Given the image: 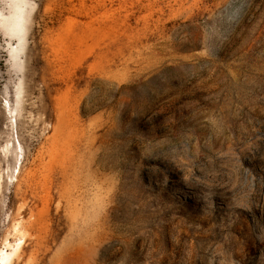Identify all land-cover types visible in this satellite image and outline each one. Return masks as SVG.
I'll use <instances>...</instances> for the list:
<instances>
[{
  "label": "rangeland",
  "instance_id": "1",
  "mask_svg": "<svg viewBox=\"0 0 264 264\" xmlns=\"http://www.w3.org/2000/svg\"><path fill=\"white\" fill-rule=\"evenodd\" d=\"M0 177L10 264H264V0H0Z\"/></svg>",
  "mask_w": 264,
  "mask_h": 264
},
{
  "label": "bare ground",
  "instance_id": "2",
  "mask_svg": "<svg viewBox=\"0 0 264 264\" xmlns=\"http://www.w3.org/2000/svg\"><path fill=\"white\" fill-rule=\"evenodd\" d=\"M19 28V27H18ZM17 28V29H18ZM20 29V28H19ZM18 29V30H19ZM21 31H22V28L20 29ZM8 110H10V107H9V103H8V101L6 102V106H5ZM11 117H12V119H15L14 118V115H11ZM14 122V121H13ZM15 153H16V156H15V164L16 165H18V172H19V168H20V165H21V151L20 150H18V148H16V150H15ZM2 183V181H1V177H0V184ZM29 186V185H28ZM28 191V190H27ZM30 195V194H29ZM21 200H23V199H21ZM29 200H31V199H29ZM33 200V199H32ZM34 201V200H33ZM41 201V200H40ZM35 202V201H34ZM33 202V203H34ZM64 202V201H63ZM23 205V204H22ZM36 205V204H35ZM28 206V205H27ZM32 206H33V204H32ZM38 206V205H37ZM36 206V207H37ZM28 208H30V207H28ZM32 208H34V207H32ZM21 209H23V208H21ZM20 211V210H19ZM35 211V210H34ZM50 211V210H49ZM18 214L21 216V214L18 212ZM18 215V216H19ZM23 215V214H22ZM29 216V215H28ZM32 216H34V214H33V212H31V217ZM29 227H30V229H32L33 227H34V220H30L29 221ZM14 231L15 232H18V233H20L21 234V238L23 239L24 238V236H25V234L22 232V231H20L19 229H18V224L16 225V227L14 228ZM24 235V236H23ZM31 235V234H30ZM29 235V236H30ZM32 236V235H31ZM33 238V237H32ZM34 239V238H33ZM32 239V240H33ZM48 240V239H47ZM45 242V241H44ZM23 243V241L21 240V241H19L18 243H16V247L15 248H13V252H8L7 250H5V249H0V264H10L11 263V260H12V258L15 256V253L18 251V250H20V252L18 253V257H17V259L20 257V256H23L22 258H24V255L26 254V249L25 248H23V247H21V244ZM25 243V242H24ZM44 244V243H43ZM32 245V244H31ZM43 247V246H42ZM43 250V249H42ZM33 257V256H32ZM34 258V257H33Z\"/></svg>",
  "mask_w": 264,
  "mask_h": 264
},
{
  "label": "water",
  "instance_id": "3",
  "mask_svg": "<svg viewBox=\"0 0 264 264\" xmlns=\"http://www.w3.org/2000/svg\"><path fill=\"white\" fill-rule=\"evenodd\" d=\"M27 17V14L25 15ZM25 42V41H24ZM23 46H24V43L22 45V47H20L16 52H15V60L16 58L18 57V55L21 53V51L23 50ZM14 69L17 70L18 72L21 71V64L19 62H17L16 60V64H14ZM16 84L12 85V88L9 89V96L11 97V100L14 101V97H15V92L17 91L18 93V96L20 97V94H21V89L19 87L16 88V90L14 91V86ZM19 100L17 101V104H19Z\"/></svg>",
  "mask_w": 264,
  "mask_h": 264
}]
</instances>
